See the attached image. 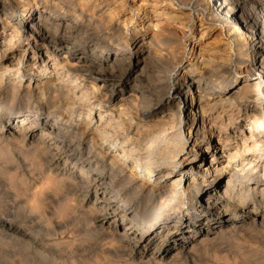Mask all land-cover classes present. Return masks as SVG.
I'll return each instance as SVG.
<instances>
[{
	"label": "rangeland",
	"instance_id": "1",
	"mask_svg": "<svg viewBox=\"0 0 264 264\" xmlns=\"http://www.w3.org/2000/svg\"><path fill=\"white\" fill-rule=\"evenodd\" d=\"M4 1L7 10L13 12L14 17H18L20 20L25 19L26 23H23V28L19 30V35L15 38L16 42L11 48V50L17 49V52L11 54L8 63L0 65V76L5 71L3 82L0 84V264H264V180L260 179L264 176V160L262 159H259L257 172L252 175L257 179L252 186L253 190L251 189L249 193L250 196H257L258 201L255 203L258 204L256 208H259L261 212L259 216L239 214L233 211L229 215V221L215 225H207L204 222L195 225V222H198L197 213L190 214L191 211H188L193 201L190 193L177 195L170 200L163 207L161 218L149 217L155 214L157 209L146 208V205L150 207V204H147L149 195L146 189L141 188L139 182L125 184L119 195L115 194L118 186L120 187L122 178L130 174L135 161L134 157L130 155L125 156L122 161L120 160L123 150L122 143L133 142V146L143 143L142 147L149 143L146 135L141 133L140 127L150 119L142 118L139 112H136V107H131L128 118L125 117L120 121L121 124H125V129L131 128L122 133L116 147H111V150H117L116 156L120 161L118 169L122 171L119 177H116L115 181L113 180V183H111L109 171L101 172L103 163H99L97 167L99 169L93 171H89L83 164L75 165L73 161L63 160L59 165L54 164L52 153L43 150L45 146H42V142L45 139L42 140L41 137L42 135L46 136L49 124L54 121L56 115L64 113L65 109L62 108L51 113V107L48 108L45 104L46 98L53 94L52 91L49 92L51 86L47 84L50 82V78L47 77L50 71L48 69H28L30 66L28 59L32 57L33 51H37L33 48L35 38L28 37L26 33V27H29L31 23L27 16L28 8L33 0ZM85 1L87 6L84 8L81 18L88 19L95 12L97 13L96 18L102 14L104 16L111 14L112 19L107 17L111 20L105 21L106 28L108 31H114L115 28L120 29L114 35L113 42L126 45L124 48L126 51H136L143 34H151L156 30V22L159 24V29H165L167 35H172L171 39L165 35V38L172 41L162 44L161 50L164 52L159 56V63H153V67L156 69L153 68V70L155 72L159 70L160 73L163 71L160 74L162 76L166 74L168 58L175 59L176 54L178 55L177 61H175L178 67L171 75L170 80H166L164 78L166 76H163L165 84L157 86L162 94L171 95L172 89L183 83L185 70L190 69L195 75H198L201 70L211 67V58L215 57L221 64L217 67V71L226 73L228 72L226 70L231 69L233 76L238 79L237 87L252 82L247 80L249 78L245 72L247 56L242 53L246 51L240 46L242 41L239 30L235 29L233 22L228 24L227 20L222 17L212 18L209 10L206 9L207 0L202 6L194 5L193 2L190 5H178V0ZM82 2L84 0H77L71 5L73 9L70 12L71 17L78 15L76 11L79 12ZM3 17L5 19L7 16L3 13ZM202 19H204L203 22H201ZM2 21L4 20L2 19ZM165 26L167 28H164ZM168 31H172V33L170 34ZM0 34H3L0 39L1 51L9 42L12 34L11 27L3 30L0 26ZM174 40L179 41L175 42ZM95 43L96 40L90 35L77 40L71 49L73 60H77L81 56L92 57L94 51L99 50L94 49ZM68 46L65 45V49L60 51H50L51 61L58 60L61 54L68 50ZM173 46L178 49L175 50V53L176 51L178 53L168 52L174 48ZM238 49H241L242 52L238 53ZM225 51L228 52L225 53ZM112 53L111 50L109 56ZM102 54H106V51ZM174 54L175 56L172 57ZM224 54L227 58L232 57L233 62L230 64H227V60L223 62ZM20 56L22 57L20 61L22 68L19 77L15 79L17 67L6 71L5 66L18 62ZM132 62H134V58ZM185 66H187L186 69L183 68ZM132 71L134 70L132 69ZM129 74L130 70L123 76L114 79L113 90L116 96L112 102L103 104L99 111L94 109L92 112H90V105L87 104L79 116L76 114L71 116L70 113L65 112L67 117L63 121H59L58 127L76 132L78 137L75 142H81L83 147L88 150L89 140L93 134L81 137L82 134L87 131L90 122H92V126L98 124L100 113L106 110L109 112L101 121L103 126L110 120L108 116L111 115V112L115 117L118 116L119 100L133 83L128 78ZM14 82L18 83L17 86H14ZM101 82L102 78L98 74L87 75L81 88L91 92L92 86H98ZM74 83L75 78L69 77L65 85L60 84L57 88L60 90L72 88ZM43 89L46 93L45 97L41 96ZM254 103V98L249 99L247 110L252 108ZM244 106L243 103L241 114L244 112ZM171 107V109H176L175 104ZM180 108L182 109V107ZM179 111L178 114H182ZM228 117L229 115L222 118L228 128L234 122L239 128L242 127V135H248L247 128L250 121L242 124L240 117L237 119L234 117L230 121ZM67 121L69 122L67 123ZM32 122H34L30 129L32 134L19 132L21 127H29L28 125ZM255 128L254 134L259 136V140H263V146H257L254 149L251 141L247 140L245 146L248 150L240 152L242 138L238 135L240 134L238 130L235 139H231L228 145L232 147L233 151H239V155L245 157L246 161L255 159L254 156L259 152L264 156V114H261L260 122ZM184 134L185 140H187V149H190L194 137H189L186 132ZM223 139L224 137L219 138L213 135L211 142H219L217 145L222 146ZM56 140V138L49 139L46 142L53 143ZM114 144L113 142L111 145L109 144V148ZM123 147L129 149L128 146ZM210 160L209 154L202 164L196 163L197 167ZM222 160L219 157L212 164H219ZM179 165H181L180 162ZM234 168L231 167L229 173L219 176V189L227 185L228 178ZM250 173L247 171L244 176H235L233 185L246 183L245 181L251 176ZM100 174L108 183L107 193L115 195L113 200L117 214L115 217L103 219L104 227H109L111 231L123 235L124 232L130 231V228L133 230L142 224L144 230H153L146 243L129 244L118 236H110L107 231L98 228L102 221L101 218L106 214V208L97 205L94 190L89 189L86 185H79L77 181L80 177L90 179ZM196 174L198 173L195 172ZM189 181L190 179L187 180L185 186ZM206 183L202 184L201 189L203 187L208 189L210 182ZM74 185L79 189H75ZM160 186L162 184L156 185L155 195L152 199L159 198ZM261 191L262 193H260ZM208 194L206 189L201 191L197 196V201L193 202L196 205L204 206ZM233 195L238 196L239 190L236 189ZM253 202V200H249L247 210L252 209L255 205ZM186 212L189 213V216L186 215ZM156 214H159V211ZM205 214L206 212H203L199 215ZM163 221L165 223L162 224ZM213 226L216 229L213 230ZM185 229L192 230L193 236L190 237L192 241L186 245L185 249H182V244L179 242L176 243L177 245L173 244V240L176 238L174 232L177 230L180 233ZM204 229L209 230V233L205 234L202 231ZM177 237L184 239L185 236L178 235Z\"/></svg>",
	"mask_w": 264,
	"mask_h": 264
},
{
	"label": "bare ground",
	"instance_id": "2",
	"mask_svg": "<svg viewBox=\"0 0 264 264\" xmlns=\"http://www.w3.org/2000/svg\"><path fill=\"white\" fill-rule=\"evenodd\" d=\"M76 1L33 0L28 8L27 16L31 23L29 27H26V33L28 37L35 38L33 48L34 50L37 49V51H33L32 57L28 59V65H30L28 69H48L50 71L49 75H47L50 78V82L47 84L51 86L49 92L52 91L53 94L46 98L45 104L48 108L51 107V113L63 108L71 116H75V114L79 116L83 107L87 104L90 105V112L94 109L99 111L103 104H109L115 99L116 93L113 90L114 79L123 76L130 70L128 78L133 83L126 91V94L119 100L120 104L117 107L119 110L118 116L115 117L111 112V115L108 116L110 120L103 126L101 121L109 113L106 110L100 113L96 126H92V122L89 123L87 131L81 136L93 134L89 140L88 150L83 147L81 142H75L78 137L76 132H70L67 128L58 127L59 121H63L67 117V113L63 111L64 113L56 115L54 121L48 126L46 136L42 135L41 137L42 140L45 139L42 142V146H45L43 150L52 153L54 164L59 165L63 160L66 162L73 161L75 165L78 163L80 165L83 164L89 171H93L94 169H99L97 168L99 163H103L104 166L101 172L109 171V176L112 179L110 180L113 183L122 171L118 169L120 161L116 156L117 150H111V147H116L120 142L119 139L122 133L127 132L131 128L125 129V124H121L120 121L130 114L131 107H136V112H139L142 118L150 119V121L148 120L149 122L140 127L141 130L138 129L141 133L143 132L142 134L146 135L145 137H147L146 139L149 140V143L145 147H142L143 143L138 146H133V142L122 143L121 148L123 150L120 160L122 161L125 156L130 155L134 157L135 161L130 174L122 178L120 187L118 186L115 194L119 195L125 184H136L139 182L141 188L146 189L149 195L147 204H150V207L146 205V208L159 211V214L155 212L149 217L161 218L163 216V207L177 195L190 193L192 200L197 201L199 193L206 189L209 194L206 196L207 201L204 202V206L196 205L192 201V205L188 209V211H191L190 214L197 213L198 222H195V225L203 222L207 225L227 222L230 218L229 215L233 211L239 214L259 216L261 212L259 208H256L258 204L256 205L255 203V201H258L257 196H250L249 193L251 189L253 190L252 186L257 179L252 175L257 172L259 159L264 160V156L259 152L254 156L255 159L246 161L245 157L239 155V151H233L232 147L228 145L231 139H235L238 130L240 133L238 135L242 138L240 152L248 150L245 146L247 140L251 141L254 149L257 146H263V140H259V136L254 134V130L256 129L255 126L260 122L261 114H264V0L206 1V9L209 10L212 18L222 17L227 20L228 24L233 22L235 29L239 30L242 41L240 46L246 52H242V48L237 51L238 53H245L247 56L245 72L249 76L247 80L252 82L243 84L242 87H237L239 82L237 77L233 76L231 69L226 70L228 71L226 73L217 71V67L221 66V64L215 57L211 58V67L201 70L198 75H195L190 69L185 70L183 83L175 86L171 95L160 93L157 86L165 84L164 78L169 81L171 75L178 67L175 62L178 56L176 54L178 52L176 51L175 53V50L178 49L173 46L174 48L168 51L176 54V57H174L176 60L168 56L170 58L166 62L165 75H160L163 71L160 73L158 70L157 73L153 70V63H159V56L164 52L161 50L162 44L172 41L165 38V35H167L165 29H159L158 22L155 23L156 30L154 32L143 34L136 51H126L124 49L126 45L123 46L120 43L115 44L113 42L114 35L120 29L115 28L114 31H108L106 28L107 23L105 21L112 19L111 14L110 16L102 14L96 18L97 13L95 12L88 19L81 18L85 6H87V2L84 0L81 3L82 7L79 12L76 11L78 15L71 17L70 12L73 10L71 5ZM191 2L194 5L202 6L205 0H178V5H190ZM3 13L7 16L5 19L4 17L2 18ZM157 14L159 15V13ZM107 17L111 19H107ZM203 21L204 19L201 20V22ZM23 23H26V20L14 17L13 12L7 10L5 1L0 0V26L3 30L7 27H11L12 30L8 44L0 51V65L8 63L11 54L17 52V49L11 50V48L16 42L15 38L19 35V30L23 28ZM164 28L167 27L165 26ZM168 33L171 34L172 31H168ZM2 35L0 34V39L3 37ZM88 35L94 37L96 40L94 49L99 50L94 51L96 54L93 53L92 57L81 56L77 60H73L71 49L77 40ZM65 45H69L68 50L62 53L58 60L52 62L51 58H49L51 55L50 51L63 50ZM180 49L182 48L180 47ZM111 50L113 53L109 56ZM105 51L106 54L103 55L102 53ZM237 51L234 50V52ZM133 58L134 62H132ZM222 59L223 62L227 60V64L233 62L232 57L227 58L225 54ZM21 60L22 57L20 56L18 62L5 66L6 71H10L12 67H17L15 79L19 77L21 72ZM186 67L183 68L186 69ZM132 69L134 71L131 72ZM4 72L0 76V84L3 82ZM94 73L102 78L101 84L92 86L93 90L91 92L90 90H83L81 84L85 81L87 75ZM163 76L166 77L163 78ZM69 77L75 78L72 88L69 87L63 90L57 88L60 84L65 85ZM17 84L14 86H17ZM45 94L43 89L41 96L45 97ZM251 98H254L255 105L247 110V104ZM243 103L245 105L244 114H241L240 110ZM173 104L176 105V109H171ZM177 110H181L179 112L182 114H178ZM227 115H229V121L234 119V117L236 119L240 117L242 124L250 121L247 128L248 135H242V127L239 128L234 122L228 128L226 122L223 123L222 121V118ZM250 118L251 120H249ZM116 121H118L117 124H115ZM33 125L34 122L30 123L29 127H21L19 132L32 134L30 129H32ZM185 132L189 137H194V142H192L190 149H187ZM213 135L219 138L224 137L222 146L217 145L219 142H211ZM55 138L57 140L53 143H50V141L46 142V140ZM112 142L115 144L109 148V144L111 145ZM97 145L99 146L97 147ZM103 146L105 147L104 150ZM123 146H128L129 149H125ZM209 154L211 160L201 165ZM219 157L223 159L222 162L212 164ZM179 162L181 165H179ZM197 162L201 163L198 167ZM231 167L235 168L231 171L232 174L228 178L227 185L219 189V176L229 173ZM247 171L251 172V176L245 181L246 183L233 185L234 177L244 176ZM195 172L198 174L195 175ZM102 174L90 179L80 177L77 181L79 185H86L89 189L94 190L97 205L101 208H106V214L102 218L100 216L102 221L98 228L102 231H107L110 236H118L129 244L146 243L153 230H144L141 226L142 224L136 226L133 230L130 228V231L124 232L123 235L111 231L109 227H104L105 221L103 219L115 217L117 214L115 213L116 206L113 200L115 195L107 193L109 190L108 183L102 177ZM263 177L260 179L264 180ZM189 179L188 185L185 186ZM150 180L151 182H149ZM206 182H210L208 189L206 187L201 189L202 184H207ZM158 183L162 184L159 187V198L152 199ZM211 184H213L212 187ZM76 188L79 189L78 187ZM236 189L239 190L238 196L233 195ZM249 200H253V204H255L251 210H247ZM203 212H206V214L199 215ZM188 214L186 212V215ZM163 223L165 222L163 221ZM214 229L216 228L213 226ZM191 231L190 229H185L183 232L178 233L176 230L174 232L176 238L173 240V244L179 242L182 244V249H185L186 245L192 241V238H190L193 236ZM202 231L205 234L209 233L207 229ZM178 235L185 237L182 239L177 237ZM176 254L179 255V253Z\"/></svg>",
	"mask_w": 264,
	"mask_h": 264
}]
</instances>
